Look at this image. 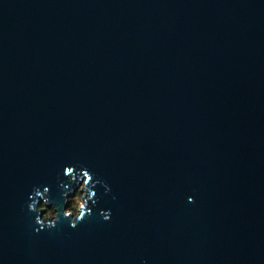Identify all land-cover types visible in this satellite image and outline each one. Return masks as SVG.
Listing matches in <instances>:
<instances>
[{
  "label": "water",
  "instance_id": "1",
  "mask_svg": "<svg viewBox=\"0 0 264 264\" xmlns=\"http://www.w3.org/2000/svg\"><path fill=\"white\" fill-rule=\"evenodd\" d=\"M66 165L111 192L37 234ZM143 261L264 264V0H0V264Z\"/></svg>",
  "mask_w": 264,
  "mask_h": 264
},
{
  "label": "clouds",
  "instance_id": "2",
  "mask_svg": "<svg viewBox=\"0 0 264 264\" xmlns=\"http://www.w3.org/2000/svg\"><path fill=\"white\" fill-rule=\"evenodd\" d=\"M63 177L67 179L68 183L60 181L59 186L64 189L62 194L63 202L66 207H62L56 203L50 195L51 189L49 186H43L41 192L40 187H34L32 193L29 195L27 208L28 211L35 215L34 223L38 225L36 228L37 234L44 230H52L56 228L61 220L68 222L69 227L76 229L82 222L94 215L93 209L97 206V192L94 191L98 186H103L105 193H110L109 185L98 178L97 175L83 165H66L63 168ZM70 185H78L73 189ZM113 199L116 197L113 196ZM188 203H194L195 198L189 196ZM42 213V215H41ZM100 216L105 222L111 220V210H101ZM142 264H147L143 261Z\"/></svg>",
  "mask_w": 264,
  "mask_h": 264
}]
</instances>
